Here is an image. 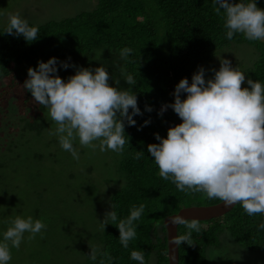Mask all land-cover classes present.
I'll return each instance as SVG.
<instances>
[{
    "label": "trees",
    "instance_id": "16d2710c",
    "mask_svg": "<svg viewBox=\"0 0 264 264\" xmlns=\"http://www.w3.org/2000/svg\"><path fill=\"white\" fill-rule=\"evenodd\" d=\"M257 7L264 9V0H257ZM214 8L212 0H96L91 10L74 17L42 24L27 21L38 28L39 39L32 42L4 33L7 23L0 27V111L17 115L24 132H40L46 127L41 120L46 108L23 87L27 77L20 76L18 67L35 68L38 61L56 57L57 74L66 80L77 67L94 69L102 65L109 71L110 84L136 94L142 115L133 116L135 125L125 121V144L118 167L124 183L110 194V202L115 206L117 221L128 215L132 205L143 203L144 212L134 221L136 236L127 248L119 243L116 222L109 220L101 241L103 249L97 260L88 264H98L105 252L113 258V264H138L129 258L134 249L144 252L145 264H168L165 218L185 207L221 202L207 199L202 192L177 190L171 180L158 175L147 152L148 144L158 143L154 133L166 138L167 129L181 123L170 107L158 115L162 105L174 102L175 85L185 77L191 83L198 67L206 70L219 52L232 45L253 47L257 57L242 72L246 81L258 79L264 83V40H248L240 33L226 39L223 15ZM124 47L132 49L128 59L120 57ZM59 61L75 67L63 69ZM129 73L136 81L134 85L124 81ZM185 96L181 93V99ZM146 106L152 110L146 111ZM145 120L150 122L144 125ZM136 150L144 154L136 158ZM198 222L201 228L192 231V245L182 242L178 246L180 264H207L208 248H217L225 232L238 247L259 253L264 260V229L258 228L264 223V215L249 216L237 204L222 217ZM187 231L183 224L178 227V235Z\"/></svg>",
    "mask_w": 264,
    "mask_h": 264
},
{
    "label": "clouds",
    "instance_id": "9594fccd",
    "mask_svg": "<svg viewBox=\"0 0 264 264\" xmlns=\"http://www.w3.org/2000/svg\"><path fill=\"white\" fill-rule=\"evenodd\" d=\"M212 3L214 11L223 15L226 39L240 33L248 40H264V9L257 7V0H212ZM4 33L22 36L27 42L39 39L37 26L29 25L19 14L8 15ZM131 52V48L124 47L120 49V57L128 59ZM57 64L56 57L38 61L35 68L27 69L23 83L33 100L45 106L55 124L48 134L55 136L60 148L73 159H79L73 145L75 140L93 150L98 147L100 152L120 153L125 144V121L129 126L135 125L133 116L142 115L136 94L110 84L109 71L102 65L94 69L77 67L75 74L64 80L57 74ZM59 66L75 67L66 61H59ZM205 71L199 66L191 83L185 77L175 85L174 102L162 105L158 115L170 107L181 123L169 127L166 138L154 133L158 143L148 144L147 152L158 168V175L171 180L177 190L202 192L209 200L223 201L225 207L238 203L249 216L264 215V83L248 79L249 87H241L245 74L224 58H220L218 70H211L214 73L211 78L205 79ZM124 81L128 85L136 83L130 73ZM181 93H186L183 99ZM145 110L152 109L146 106ZM143 154L136 150L135 157ZM144 207L143 203L132 205L128 215L117 221L115 206L110 204L111 210L105 213L101 226L105 228L106 219L116 222L119 243L127 248L136 236L134 221L139 220ZM168 220L188 229L171 237L170 243L179 246L184 242L191 246L192 231L199 232L201 228L198 219H185L180 214ZM43 228V221L34 220L31 215L11 217L8 226L0 231V264H9L10 249L20 247L25 233L31 239ZM258 228L264 229V223ZM89 248L88 258L96 261L97 249ZM129 258L145 264L142 250H132ZM98 264H113V258L105 252Z\"/></svg>",
    "mask_w": 264,
    "mask_h": 264
},
{
    "label": "rangeland",
    "instance_id": "374dc122",
    "mask_svg": "<svg viewBox=\"0 0 264 264\" xmlns=\"http://www.w3.org/2000/svg\"><path fill=\"white\" fill-rule=\"evenodd\" d=\"M95 4L96 0H0V27L8 24L9 14L42 24L74 17ZM256 57L253 47L232 45L216 55L205 79L213 76L212 69H219L220 58L242 71ZM17 71L27 77L26 69L18 67ZM241 87H247L246 80ZM0 113V146H4L0 149V231L17 214L31 215L45 224L42 234L28 239L25 233L20 247L10 249L9 264H88L89 247H95L98 255L103 249L101 241L109 220L105 228L100 221L111 210L110 194L124 183L118 168L122 152H100L98 147L93 150L75 140L79 159H73L48 134L55 124L47 109L41 116L46 127L40 132H24L17 115ZM207 264H264V260L259 253L238 247L225 232L217 248H208Z\"/></svg>",
    "mask_w": 264,
    "mask_h": 264
},
{
    "label": "water",
    "instance_id": "95a60500",
    "mask_svg": "<svg viewBox=\"0 0 264 264\" xmlns=\"http://www.w3.org/2000/svg\"><path fill=\"white\" fill-rule=\"evenodd\" d=\"M238 204V203H237ZM236 204V205H237ZM236 205L225 207L223 201L214 205L191 206L182 208L178 213L170 215L165 218L164 224L167 231V247H168V264H180L179 248L170 243L171 237L178 235V227L180 225H173L168 220L169 217L182 215L185 219L196 218L198 221H208L214 218H219L230 212Z\"/></svg>",
    "mask_w": 264,
    "mask_h": 264
}]
</instances>
